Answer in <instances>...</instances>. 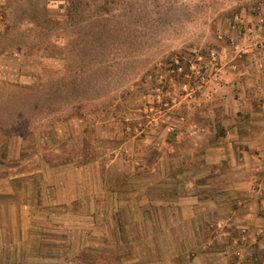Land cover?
Listing matches in <instances>:
<instances>
[{
  "label": "rangeland",
  "instance_id": "rangeland-1",
  "mask_svg": "<svg viewBox=\"0 0 264 264\" xmlns=\"http://www.w3.org/2000/svg\"><path fill=\"white\" fill-rule=\"evenodd\" d=\"M11 2L0 35V264H117L121 241L193 239L163 206L188 182L177 172L194 174L184 155L222 134L210 79L230 58L236 6ZM204 169L199 184L212 187L217 169ZM262 224L209 231L264 239Z\"/></svg>",
  "mask_w": 264,
  "mask_h": 264
},
{
  "label": "crops",
  "instance_id": "crops-1",
  "mask_svg": "<svg viewBox=\"0 0 264 264\" xmlns=\"http://www.w3.org/2000/svg\"><path fill=\"white\" fill-rule=\"evenodd\" d=\"M229 1L236 6L231 55L210 79L211 115H220L215 126L222 134L205 151L196 144L184 155L182 162L196 165L194 174L177 172L179 180L188 182L178 192V203L163 206L165 212L179 214V227L195 229L193 239L121 241L113 251L117 264H255L253 258L264 259V239H232L230 232L221 238L209 231L255 229L264 222V0ZM11 3L0 0V35L11 25ZM223 102L230 107L222 108ZM207 166L217 169L211 173L216 180L212 187L199 184L208 180Z\"/></svg>",
  "mask_w": 264,
  "mask_h": 264
}]
</instances>
